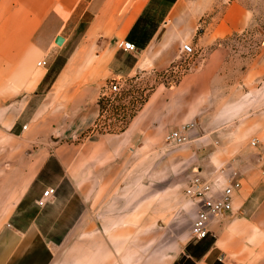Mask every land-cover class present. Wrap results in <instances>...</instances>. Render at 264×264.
I'll return each mask as SVG.
<instances>
[{"label":"crops","instance_id":"0c3cea01","mask_svg":"<svg viewBox=\"0 0 264 264\" xmlns=\"http://www.w3.org/2000/svg\"><path fill=\"white\" fill-rule=\"evenodd\" d=\"M161 3L167 6L160 19L144 22L146 38L133 39L134 26ZM250 21L239 0H0V264H264V199L249 198L250 180L227 162L244 126L235 122L243 118L237 111L251 101L253 86L261 84V94L264 89V40L238 78L230 80L224 70L229 37ZM56 36L69 50L42 89L47 70L35 64L58 55ZM120 41L132 42L136 51L121 49ZM183 43L194 50L189 63ZM124 56L131 60L127 66ZM146 75L154 84L122 132L77 137L96 125L97 100L108 80ZM37 95L42 97L22 129L18 119ZM34 122L75 128V140L30 153ZM260 127L264 141V114ZM176 130L187 141V156L179 159L187 160L179 164L191 168L188 180L224 167L238 172L241 186L231 211L210 220L204 239L179 238L175 247L136 261V223L148 220L136 214V179L124 177L136 174V167L126 170L122 160L148 159L156 167L157 159H167L164 136ZM65 181L85 200L90 193L79 216L76 203L55 199ZM42 187L55 191L40 207ZM46 221L59 231L70 225L50 233Z\"/></svg>","mask_w":264,"mask_h":264},{"label":"rangeland","instance_id":"374dc122","mask_svg":"<svg viewBox=\"0 0 264 264\" xmlns=\"http://www.w3.org/2000/svg\"><path fill=\"white\" fill-rule=\"evenodd\" d=\"M166 1L168 2V0ZM239 1L250 11L251 21L245 31L239 34H232L229 37L231 40L230 52L224 64V70L229 73L230 80L232 79L233 81L235 78H238L239 72L248 64V60L258 53V47L264 40V0ZM166 4L161 3L158 5L154 14L155 17L151 20L152 22L160 19L162 12L166 9ZM62 33L65 34V30ZM53 44L55 48L58 50L60 48L61 51L57 52L58 55L56 54L55 58H52L54 53L48 55V59L52 61L42 68L47 70L41 85L42 89L51 85L56 72L62 65L64 56L69 50L65 45ZM193 55L194 53L186 56L188 63L191 62ZM121 60V64L126 66L131 61L129 56H124ZM167 69V72H169L170 68ZM115 80L121 84L120 92L113 95L106 90V86L111 80H108L106 85L102 86L99 98H105L109 103L104 106L102 115L98 118V125L83 130L80 129L81 132L77 135L79 139L94 140L102 133L122 132L136 112L137 102L139 101L137 104L139 106L146 96L147 89L150 88V85L154 84V81L148 75L140 79L132 76L126 77V79L119 78ZM253 87L249 97L251 101L247 103L244 109L237 111V115L243 116V118L235 119V122L237 124L244 123V126L236 131V142L232 144L236 153L227 162H235L241 169L244 173L243 180H250L251 182L252 191L249 198L260 202L264 199V141L261 140L262 130L260 127L261 116L264 114V103H261V97L263 96L264 98V89L261 94V84ZM41 97L40 95L32 96L26 109L18 119L21 125L28 124L29 117L34 113L35 107ZM133 104L135 110L133 109L132 111L131 109L130 111L128 108H132ZM249 122L251 124H248ZM34 123L33 129L35 135L29 138L28 143V151L30 153L40 148L52 150L53 147L66 145L75 140V135L74 133L72 134L75 128L65 126H53L52 128L49 126L46 128L37 125L36 122ZM252 140H255L253 145L251 144ZM186 143V140L182 144H169L165 142L166 147L162 148V150L166 153L167 159H157L156 167H152L148 159L136 160L128 156L122 160L123 168L126 170L136 167V174L125 175L124 177L126 179H136V214L144 215L148 220L140 224L136 223V228H139V230L136 229V261L146 256L154 255L159 249L168 244L175 247L179 238L183 240L190 236L189 229L197 207L183 194L189 175L192 174L191 168H186L180 165L181 163L179 164L180 161L184 163L187 160H179L187 156L186 151L188 150L182 148ZM134 147L136 150V144H134ZM132 148L130 146V149ZM206 148L203 147V157L207 155ZM125 149L127 150V148ZM192 161H194V158L190 157L189 162ZM114 177L116 178L117 176ZM65 184H67V181L62 185L59 192L56 191L55 199L60 200L61 204L68 201H71V204L76 203L79 216L84 206L90 200V193L87 196L89 200H85V196L81 192L80 195L79 192L76 195L69 189L68 184ZM46 188L42 187V190ZM54 209V215H56L57 209L56 207ZM49 220L51 221V219ZM50 221L44 223L45 231H49L50 233H63L66 227L70 225L68 222L64 224L65 227L62 224L61 231H59L60 228ZM52 241L58 243L60 240L55 239Z\"/></svg>","mask_w":264,"mask_h":264},{"label":"built area","instance_id":"2783aa9c","mask_svg":"<svg viewBox=\"0 0 264 264\" xmlns=\"http://www.w3.org/2000/svg\"><path fill=\"white\" fill-rule=\"evenodd\" d=\"M118 46L127 51L135 52L136 47L130 41H120ZM180 50L187 56L194 53L190 43H183ZM46 61L41 59L36 62V66L45 67ZM121 84L117 80H111L106 86L109 93L117 94L120 92ZM105 93V92H104ZM102 93V95H104ZM26 125H22L25 129ZM165 142L169 144H182L186 138L180 130L171 131L164 136ZM255 140L251 141L253 145ZM241 183L238 172L235 169L221 167L209 176H192L184 187V195L191 200L197 207L189 229L192 239L202 240L208 235V224L214 217L231 211L232 199L240 188ZM54 188L48 187L42 191L36 200V205L43 207L53 196Z\"/></svg>","mask_w":264,"mask_h":264},{"label":"trees","instance_id":"16d2710c","mask_svg":"<svg viewBox=\"0 0 264 264\" xmlns=\"http://www.w3.org/2000/svg\"><path fill=\"white\" fill-rule=\"evenodd\" d=\"M164 1V0H163ZM155 16H154V14H152V15H148V17L147 16H144V17H142V20H140V23L138 22V24H136L135 26H134V28H133V30H132V37H133V39L134 38H136V35H138V37H139V39L141 40V39H145L146 38V36H147V34H148V31H147V29L145 30L144 29V22H147V23H154V22H152L151 20H153V18H154ZM137 102V101H136ZM141 102V101H140ZM107 103H109V101L107 100V99H105V98H99L98 100H97V104H98V107H99V115H98V118H100V116L102 115V111H103V109H104V106L107 104ZM139 103V101L137 102V104ZM136 104V109H137V107H138V105ZM135 106H134V104L132 105V108L130 107V108H128V109H130V111H131V109H132V111H133V109L135 110V108H134ZM127 116H128V114H127ZM131 116V115H130ZM98 122V121H97ZM96 122V126L98 125V123Z\"/></svg>","mask_w":264,"mask_h":264},{"label":"water","instance_id":"95a60500","mask_svg":"<svg viewBox=\"0 0 264 264\" xmlns=\"http://www.w3.org/2000/svg\"><path fill=\"white\" fill-rule=\"evenodd\" d=\"M54 43L57 44V45H62L63 43V38L61 36H56L54 38Z\"/></svg>","mask_w":264,"mask_h":264}]
</instances>
